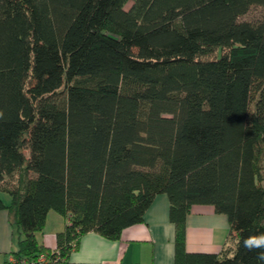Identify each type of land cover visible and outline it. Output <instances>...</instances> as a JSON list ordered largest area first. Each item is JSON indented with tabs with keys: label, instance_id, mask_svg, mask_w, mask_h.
Here are the masks:
<instances>
[{
	"label": "trees",
	"instance_id": "trees-1",
	"mask_svg": "<svg viewBox=\"0 0 264 264\" xmlns=\"http://www.w3.org/2000/svg\"><path fill=\"white\" fill-rule=\"evenodd\" d=\"M252 7L264 0H0V209L18 235L1 264H56L88 231L117 239L158 193L175 264H264L244 246L264 234ZM195 204L227 217L217 253L186 249ZM50 210L65 219L54 247L36 237Z\"/></svg>",
	"mask_w": 264,
	"mask_h": 264
},
{
	"label": "crops",
	"instance_id": "crops-1",
	"mask_svg": "<svg viewBox=\"0 0 264 264\" xmlns=\"http://www.w3.org/2000/svg\"><path fill=\"white\" fill-rule=\"evenodd\" d=\"M64 217L48 211L37 239L48 247L56 244L55 233L64 227ZM228 220L212 205L195 204L186 216V249L217 253L228 240ZM174 224L169 218L165 193L154 196L143 221L122 229L119 238L109 239L94 231L83 233L68 256L56 264H175ZM17 231L7 209H0V262L16 247Z\"/></svg>",
	"mask_w": 264,
	"mask_h": 264
},
{
	"label": "clouds",
	"instance_id": "clouds-1",
	"mask_svg": "<svg viewBox=\"0 0 264 264\" xmlns=\"http://www.w3.org/2000/svg\"><path fill=\"white\" fill-rule=\"evenodd\" d=\"M244 246L249 250L264 249V234L249 236L244 240ZM258 259L264 260V252L259 254Z\"/></svg>",
	"mask_w": 264,
	"mask_h": 264
},
{
	"label": "rangeland",
	"instance_id": "rangeland-1",
	"mask_svg": "<svg viewBox=\"0 0 264 264\" xmlns=\"http://www.w3.org/2000/svg\"><path fill=\"white\" fill-rule=\"evenodd\" d=\"M248 19H254V18H261L264 17V9L261 7H252L250 11L245 15ZM2 199L7 202L8 201V195L6 193H1ZM52 213L57 214L55 210H50Z\"/></svg>",
	"mask_w": 264,
	"mask_h": 264
},
{
	"label": "built area",
	"instance_id": "built-area-1",
	"mask_svg": "<svg viewBox=\"0 0 264 264\" xmlns=\"http://www.w3.org/2000/svg\"><path fill=\"white\" fill-rule=\"evenodd\" d=\"M69 218V216L67 217ZM45 258V256L43 254H40L37 258V260H43ZM8 260L11 262L15 261V258L12 255L8 256ZM1 264V263H0ZM17 264H33V260L31 259H26V258H21Z\"/></svg>",
	"mask_w": 264,
	"mask_h": 264
}]
</instances>
